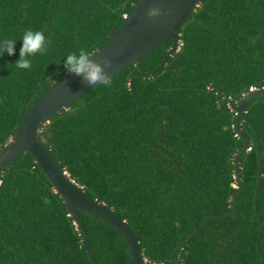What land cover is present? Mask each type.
<instances>
[{"label":"trees","instance_id":"obj_1","mask_svg":"<svg viewBox=\"0 0 264 264\" xmlns=\"http://www.w3.org/2000/svg\"><path fill=\"white\" fill-rule=\"evenodd\" d=\"M138 1L0 0V38L31 28L50 40L29 70L13 65L19 42L15 56L0 58V150L67 75L57 66L63 57L82 47L91 55L104 49ZM181 36L167 66L135 81L137 99L132 78L155 72L174 41L53 117L41 138L61 169L126 221L149 263L264 264V101L250 102L247 113L263 159L259 215V155L244 122L252 149L240 160L236 219L227 214L245 142L234 130L237 114L219 103L237 105L253 88L264 89V0H204ZM79 215L97 264H132L119 231ZM0 264H93L67 204L29 153L0 175Z\"/></svg>","mask_w":264,"mask_h":264},{"label":"water","instance_id":"obj_2","mask_svg":"<svg viewBox=\"0 0 264 264\" xmlns=\"http://www.w3.org/2000/svg\"><path fill=\"white\" fill-rule=\"evenodd\" d=\"M203 1L139 0L133 6L128 16H126L124 25L109 44L92 56L97 60L102 58L110 59L112 67L109 70V77L111 81L126 69L138 65L143 59L165 43L174 41L169 55L155 72L135 75L132 78L130 88L134 93L135 99H137L135 81L137 79L155 77L180 51L182 46L181 31L190 16L201 7ZM153 12L155 14H152ZM102 85L104 84L89 87L83 84L79 77L67 74L50 90L42 94L32 108L28 110L22 126L17 130V134L11 140L10 144L5 149L0 150V175L10 169L24 154H31L35 158L39 168L52 184L55 193L62 197L67 204L70 216L74 219L80 238L93 264L97 263L79 215L80 211L104 221L125 237L131 250L133 258L132 264H152L144 259L140 244L126 221L120 218L115 211L108 208L105 204L88 195L84 188L74 181L66 170L61 169L60 163L52 155L51 148L46 146L41 138L42 131L50 124L53 117L67 112L77 101ZM218 96L220 100L221 93ZM252 101H264V89L247 94L237 105L231 99L219 101L220 105L228 104L237 114L234 130L237 137L245 142L244 147L238 152L234 161L238 191L232 200L233 213L227 214L234 219L238 217L236 202L243 190L240 160L245 153L250 152L252 149L251 140L241 129V125L244 122L248 123L254 130L259 155L258 185L255 198V213L257 216L259 215L258 202L263 177V159L258 132L247 116L248 105ZM212 218L209 217L200 229L189 238L188 242ZM186 244L183 243L181 246L183 247Z\"/></svg>","mask_w":264,"mask_h":264},{"label":"clouds","instance_id":"obj_3","mask_svg":"<svg viewBox=\"0 0 264 264\" xmlns=\"http://www.w3.org/2000/svg\"><path fill=\"white\" fill-rule=\"evenodd\" d=\"M18 42L21 44L19 58L13 65L20 70H29L33 58L38 54H44L50 47V40L43 30L28 28L19 38L14 36L0 38V58L5 54L9 57L15 56ZM57 66H62L64 73L79 77L81 82L89 87L110 83L109 70L112 67L110 59L97 60L83 47L68 53Z\"/></svg>","mask_w":264,"mask_h":264},{"label":"built area","instance_id":"obj_4","mask_svg":"<svg viewBox=\"0 0 264 264\" xmlns=\"http://www.w3.org/2000/svg\"><path fill=\"white\" fill-rule=\"evenodd\" d=\"M256 91H259V89L253 88V89L251 90V92H256Z\"/></svg>","mask_w":264,"mask_h":264}]
</instances>
